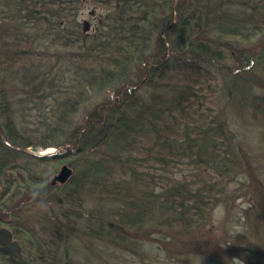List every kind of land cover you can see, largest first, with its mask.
Segmentation results:
<instances>
[{"label": "trees", "instance_id": "trees-1", "mask_svg": "<svg viewBox=\"0 0 264 264\" xmlns=\"http://www.w3.org/2000/svg\"><path fill=\"white\" fill-rule=\"evenodd\" d=\"M84 2L105 9L92 31L79 20ZM205 65L218 68L221 87ZM262 90L264 0H0V226L11 216L6 201L19 196L34 206L48 197L60 212L51 209L46 222L28 228L8 220L30 258L4 252V264H49L54 244L79 231L83 214L69 206L80 210L83 193L98 201L83 233L114 249L131 251L155 235L184 237L183 253L209 249L189 230L201 231L222 201L215 178L252 166L229 107L239 98L262 124L264 142ZM83 105L90 107L85 126L76 119ZM72 149L83 166L66 184L51 185L38 165ZM172 160L187 161L188 177L160 176L151 186L139 169L152 162L166 170ZM258 190L264 202V187ZM238 236L252 247L237 252L264 263V241Z\"/></svg>", "mask_w": 264, "mask_h": 264}, {"label": "rangeland", "instance_id": "rangeland-1", "mask_svg": "<svg viewBox=\"0 0 264 264\" xmlns=\"http://www.w3.org/2000/svg\"><path fill=\"white\" fill-rule=\"evenodd\" d=\"M104 10L105 9L101 6L96 5L94 7L92 2H84L82 8L79 10V20L82 25L85 26L86 30L92 31L101 21ZM205 67L211 72L213 81L221 87L224 80L218 68L213 65H205ZM259 94L264 96V90L260 91ZM109 95V92L105 93L99 100L101 101L108 98ZM26 106H28V109ZM30 108H36V106L30 103L25 105V109H27V117L25 120L29 125H32L37 113L29 110ZM229 109L232 110L233 120L236 122L233 127H236V130L239 132L238 137L240 136L243 138V152L252 160V166L251 168L246 166L243 171L238 172L235 176L230 178H215L216 182L220 183V186H217V188L223 190V193L219 194V198H221L222 201L215 210H213L212 220L205 223L201 231L199 229L189 230L190 235L201 236L202 241L210 243L209 249L204 250L203 246L199 243L202 252L195 253L194 250L197 248L195 245L191 247L192 251L183 253L182 250L184 251L185 246L182 240L185 239L184 237L182 239L178 236L169 241H161V238H158L156 235V237L153 236V238L149 239L144 246L140 243L132 245L131 251L114 249L106 244L105 241L96 240L92 238L91 235L87 236L83 233L87 229V216L89 211L94 209L98 202L97 193L95 195L93 194V196H89V193H83L82 199L84 203L80 210L75 204L71 205L73 208L69 206L71 210H77V212L83 214V218L78 223L79 231H76L74 235L69 238H64L59 248L54 244L52 250L58 249L57 254L52 255V258L48 260H44V263L50 261V263L48 262L49 264H51V262L66 264V261L71 259L73 264H260L252 255H248L250 253H245V255H243L242 252L241 255V251L237 252V250L241 249V247L245 250L252 247L247 240L240 238L238 236L239 234H247V238L252 244L254 240H256V243L264 241V202L260 198L261 193L259 194L258 190L264 187L263 126L260 122L252 118L239 98H236L235 101L232 102ZM89 110L90 107L85 105L80 108L76 118L78 124L86 125V114ZM27 150L39 155L45 153L62 154L65 152L64 148L55 152L45 151L42 148H28ZM25 158L26 159L22 162L27 164L29 168V160L27 157ZM83 164L84 159L76 155V149H72L71 155H65L54 163L39 164L37 168L39 171L45 170L47 172L48 183H50L51 179L59 174L64 165H69L73 168L74 173L78 174ZM139 169L149 174L147 177L151 186L153 182L159 181L158 178H160V176L164 179H166V177L184 178L188 177L192 171L186 160H172L166 170L162 169L159 164H154L152 162L149 166ZM15 173L19 175L18 171H15ZM22 174L29 177L28 169L22 171ZM119 174L120 172H115V175H112V177L119 179V177H117ZM110 182L113 181L110 180ZM72 187H75L74 184L70 185L65 190L57 189L55 193L60 194L59 192H62L63 196L64 193L70 191ZM23 197L19 196L15 199L11 198L6 201L8 206V212L6 213H10L11 216H4L3 218L5 220L13 219L16 224H23V226L25 225L27 226L26 228H28L46 222L45 217H47L51 209L56 213H60L57 206L48 204L50 201L48 197L44 198V203L40 206H34V202H32L29 197ZM64 201H66V199L63 197V202ZM22 202L23 207L21 208ZM107 205L110 206L111 204L107 203ZM246 211H249L246 214L248 217H245L246 221L240 220L241 216H244ZM259 215H262V219L260 220V227L257 228L258 234L255 236L256 231L253 228V224ZM256 238H258V240ZM23 247L24 249L21 255L23 258L29 259L30 247L27 244L26 247L25 245ZM4 263L5 256L0 254V264Z\"/></svg>", "mask_w": 264, "mask_h": 264}, {"label": "water", "instance_id": "water-1", "mask_svg": "<svg viewBox=\"0 0 264 264\" xmlns=\"http://www.w3.org/2000/svg\"><path fill=\"white\" fill-rule=\"evenodd\" d=\"M39 155V154H36ZM41 155H49L47 153ZM74 170L69 165H64L59 174L53 177L50 181L51 185L57 184H66L71 177L73 176ZM0 244L7 247V249L12 252L14 255H17L20 252V245L19 242L13 240V234L9 229L2 228L0 229Z\"/></svg>", "mask_w": 264, "mask_h": 264}, {"label": "flooded vegetation", "instance_id": "flooded-vegetation-1", "mask_svg": "<svg viewBox=\"0 0 264 264\" xmlns=\"http://www.w3.org/2000/svg\"><path fill=\"white\" fill-rule=\"evenodd\" d=\"M0 193H1V190H0ZM9 225H10V223L8 222V220H5V221L3 222V225L0 226V229H2V228L9 229V230L12 232V234H13V240H16V241L19 242V245H20V248H21V249H20V252H19L17 255H14L12 252H10V251L7 249V247H5L4 245L0 244V254H2V253L4 254V252H8L7 255H5V256H7V257H13V258L17 259V258H19V257L21 256L24 247H23V244H22L21 240H20L19 238L16 237V234H15L14 231L10 228Z\"/></svg>", "mask_w": 264, "mask_h": 264}]
</instances>
